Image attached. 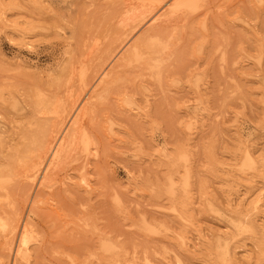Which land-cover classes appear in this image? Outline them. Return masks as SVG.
Instances as JSON below:
<instances>
[{
    "label": "rangeland",
    "instance_id": "1",
    "mask_svg": "<svg viewBox=\"0 0 264 264\" xmlns=\"http://www.w3.org/2000/svg\"><path fill=\"white\" fill-rule=\"evenodd\" d=\"M141 1L0 0V264H264V0H181L171 59L117 70L97 144L42 189L33 137L112 39L129 48L170 9L141 21ZM15 212L33 214L26 246Z\"/></svg>",
    "mask_w": 264,
    "mask_h": 264
},
{
    "label": "bare ground",
    "instance_id": "2",
    "mask_svg": "<svg viewBox=\"0 0 264 264\" xmlns=\"http://www.w3.org/2000/svg\"><path fill=\"white\" fill-rule=\"evenodd\" d=\"M142 1L145 2V0H142ZM168 1L169 0L159 1L160 5L161 4H164L165 6L169 5L170 9L167 11V13H165V14L163 13V16L161 19L160 18H158V20L156 19V21H158V22L155 23V25H153L147 32H145L137 41L132 43V45L129 46V48L126 49V47L129 43H125V41L127 42L126 39H128L129 36L125 35V32L121 36L116 38V40L113 41V39H112L111 40L112 44L109 41L110 38L108 39V41L111 44V47L109 48L108 51L106 50L108 52L107 56H105V59L101 62V64L97 67V69L94 71L92 70L93 73H92V76H91L89 82L90 81L93 82V85H91L90 88H87L89 83L88 84L86 83V85L83 86L81 88V90H79V93L75 97H71V95L69 94L70 99H68L66 102L57 101L54 103L53 110L50 113L51 117L44 120V122L46 121V122H48V124L47 125L45 124L46 127L41 128L42 129L41 131L38 130L39 132L37 133V135H35V137H33V140H32V142L34 144V148L32 149L31 157H32V160L35 161V164L37 165V167H35V169H36L35 173H36V175H39V180L41 181L40 184L42 186V189L49 188L53 185V183L55 182V176H56L57 172L59 170L65 169V166L68 164L69 160L72 158L73 153H76L78 150L82 149L83 152H86L89 154L92 151L91 150L92 147L97 144V136L94 134V132L90 129V126H89V121L92 118V115L95 113V110H96V103L94 102V100L96 99L99 101L100 99H102L101 98L102 94L106 93L109 90L110 85L112 83V79H114V77H115L114 75L117 74L116 73L117 70L120 68L127 67L128 65H131L134 60H139L143 57H146L151 63L153 61H154L153 63H156L158 61L164 62L166 60L171 59V57L173 56L172 48L174 49L175 46H177V44L174 43V47L171 48V42H169L170 41L169 38L171 39V37L172 38L174 37V33L176 32L177 27L181 23V20H183V17L178 12L180 11V9H184V8H181V5L183 3V2H181V0H175L172 4H169ZM80 4H82V3L80 2ZM141 7H143L142 11L140 10ZM141 7H139V10L141 12L139 13V15L137 17L141 21H143L147 17V15L152 14L155 11V9L157 8V4L154 3L153 0H150V1H146V3H144ZM85 8H87L88 11L92 10L91 7H90L91 9H88V7L84 6V9ZM185 8H186V6H185ZM195 8H196V6H195ZM195 8H193L192 10H194ZM139 10L137 9L138 12H139ZM160 10L156 14H159ZM133 11L134 10H132V12ZM162 11L164 12V10H162ZM124 12H125V10H124ZM138 12L135 13V17L133 16L134 19H136V15L138 14ZM127 13H129V12H127ZM125 15H124V17L120 18L121 25L125 23L127 18H129V16H127V18H126ZM133 15H134V13H133ZM152 16H153V14H152ZM184 18H185V16H184ZM135 22L136 21H134V23ZM125 24L128 25V23H125ZM135 24H137V22ZM181 25L182 24H180V26ZM128 27L129 26H127V28ZM133 27H135V26H133ZM142 28H143V26H142ZM134 31H135V29H134ZM167 37H168V39H167ZM88 49H90V48H88ZM101 55H103V54L101 53ZM101 59H103V58L101 57ZM115 60H116L115 66H113L112 71L109 73H106V70L108 69V67H110L111 64ZM161 62H160V64H161ZM72 68H73V66H72ZM86 68H87V66H86ZM158 68H160V67H158ZM147 71H149V70H147ZM71 72H73V71H71ZM97 82H99V84H100L101 93H98L99 90H96V91H95V89L92 90ZM79 83H80V81H79ZM60 99H61V97H60ZM58 100H59V98H58ZM61 101H62V99H61ZM36 107H38V105ZM46 113H48V112H46ZM50 114H49V116H50ZM42 115H43V113H42ZM77 156H79V155H77ZM73 161H74V158H73ZM26 169H27V167H26ZM25 171L27 172V170H25ZM39 171L41 172V174H39ZM32 176H34V175H32ZM20 177H21V175H20ZM83 180H85V177H83ZM39 182H38V184H39ZM33 193H35V192L33 191ZM39 196H41V194H39ZM27 201H28V202H26L28 204L27 206H30L29 205L30 199L29 200L27 199ZM28 210H29V208H28ZM25 215L26 214H24V217H25ZM19 216H20V214L15 212L10 219L11 236H12V238H15L16 236H18L20 238V243L23 246L24 245L26 246L29 242V238H28L29 237V232H28L29 231V229H28L29 222L28 221L32 219L33 214H32V212H29L28 216L25 217V218H27V221L24 223L23 227L19 226V222H20ZM1 217L4 218V216H1ZM0 221H1V219H0ZM2 227H4L3 224H2ZM6 228H4V231L6 230ZM12 240H14V239H12ZM15 243H16V241H15ZM13 247H14L13 249L15 252L16 245H13ZM5 251H6V249H5ZM5 251H3V252L5 253ZM10 252H12V251H10ZM12 254H13V252H12ZM42 261H44V260H42ZM34 264H36V263H34Z\"/></svg>",
    "mask_w": 264,
    "mask_h": 264
}]
</instances>
